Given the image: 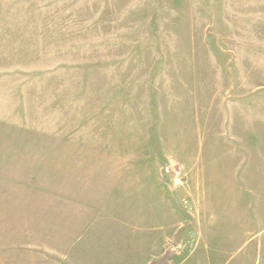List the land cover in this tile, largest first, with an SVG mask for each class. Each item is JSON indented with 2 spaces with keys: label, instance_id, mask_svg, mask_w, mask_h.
I'll return each mask as SVG.
<instances>
[{
  "label": "rangeland",
  "instance_id": "1",
  "mask_svg": "<svg viewBox=\"0 0 264 264\" xmlns=\"http://www.w3.org/2000/svg\"><path fill=\"white\" fill-rule=\"evenodd\" d=\"M0 264H264V0H0Z\"/></svg>",
  "mask_w": 264,
  "mask_h": 264
}]
</instances>
